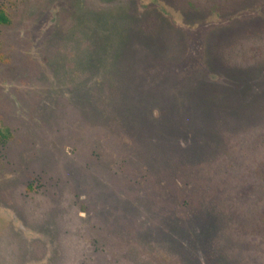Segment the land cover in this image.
<instances>
[{
	"label": "rangeland",
	"instance_id": "1",
	"mask_svg": "<svg viewBox=\"0 0 264 264\" xmlns=\"http://www.w3.org/2000/svg\"><path fill=\"white\" fill-rule=\"evenodd\" d=\"M0 16V264H264V0Z\"/></svg>",
	"mask_w": 264,
	"mask_h": 264
},
{
	"label": "trees",
	"instance_id": "2",
	"mask_svg": "<svg viewBox=\"0 0 264 264\" xmlns=\"http://www.w3.org/2000/svg\"><path fill=\"white\" fill-rule=\"evenodd\" d=\"M1 17V22H7V20H6V18L4 17V16H0ZM3 135V137H5V134H2Z\"/></svg>",
	"mask_w": 264,
	"mask_h": 264
}]
</instances>
